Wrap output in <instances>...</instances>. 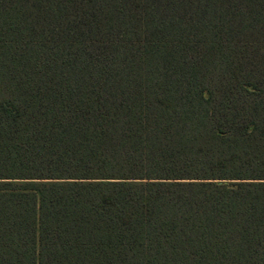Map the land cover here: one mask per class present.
I'll list each match as a JSON object with an SVG mask.
<instances>
[{
	"label": "trees",
	"instance_id": "obj_1",
	"mask_svg": "<svg viewBox=\"0 0 264 264\" xmlns=\"http://www.w3.org/2000/svg\"><path fill=\"white\" fill-rule=\"evenodd\" d=\"M0 264H264V0H0Z\"/></svg>",
	"mask_w": 264,
	"mask_h": 264
}]
</instances>
